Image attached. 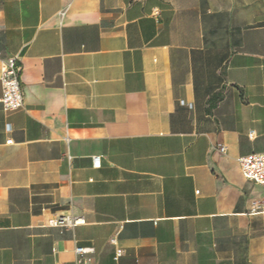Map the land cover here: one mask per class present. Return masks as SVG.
Returning <instances> with one entry per match:
<instances>
[{"label": "crops", "instance_id": "0c3cea01", "mask_svg": "<svg viewBox=\"0 0 264 264\" xmlns=\"http://www.w3.org/2000/svg\"><path fill=\"white\" fill-rule=\"evenodd\" d=\"M9 57L0 264H264V0H0Z\"/></svg>", "mask_w": 264, "mask_h": 264}, {"label": "built area", "instance_id": "2783aa9c", "mask_svg": "<svg viewBox=\"0 0 264 264\" xmlns=\"http://www.w3.org/2000/svg\"><path fill=\"white\" fill-rule=\"evenodd\" d=\"M21 66L18 64L16 57H9L1 64L0 69V83L2 88V94L0 97V104L2 109L6 113L14 112L23 107L24 97L20 87ZM253 132L248 133V137L251 139ZM12 141H6V144H11ZM219 151L224 153L226 148L219 147ZM94 168L100 167L99 157H93ZM241 173L245 179L254 184L264 187V153H250L237 159ZM198 193V191H196ZM259 210L257 203L252 206V212ZM84 220L79 217L68 218L60 217L58 219L51 220L49 225L52 227H75L77 225H83ZM112 244H116L115 237L110 239ZM94 249L92 247L76 246L74 248V264H92V255ZM122 256V250L117 248L115 251L114 259L118 260Z\"/></svg>", "mask_w": 264, "mask_h": 264}]
</instances>
